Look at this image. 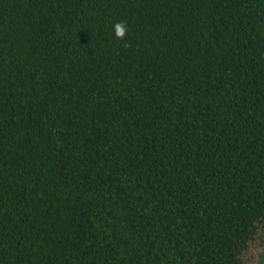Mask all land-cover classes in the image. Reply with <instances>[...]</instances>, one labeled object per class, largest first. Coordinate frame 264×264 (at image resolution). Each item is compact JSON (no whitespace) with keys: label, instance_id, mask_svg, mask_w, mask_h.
<instances>
[{"label":"trees","instance_id":"1","mask_svg":"<svg viewBox=\"0 0 264 264\" xmlns=\"http://www.w3.org/2000/svg\"><path fill=\"white\" fill-rule=\"evenodd\" d=\"M263 233L264 0H0V264H247Z\"/></svg>","mask_w":264,"mask_h":264},{"label":"rangeland","instance_id":"2","mask_svg":"<svg viewBox=\"0 0 264 264\" xmlns=\"http://www.w3.org/2000/svg\"><path fill=\"white\" fill-rule=\"evenodd\" d=\"M247 264H264V233L254 241L246 253Z\"/></svg>","mask_w":264,"mask_h":264},{"label":"clouds","instance_id":"3","mask_svg":"<svg viewBox=\"0 0 264 264\" xmlns=\"http://www.w3.org/2000/svg\"><path fill=\"white\" fill-rule=\"evenodd\" d=\"M113 29L115 35L121 39H123L127 33V25L123 22L115 23Z\"/></svg>","mask_w":264,"mask_h":264}]
</instances>
